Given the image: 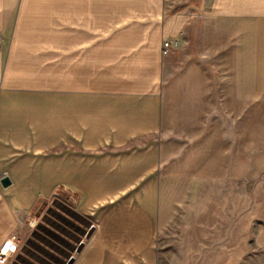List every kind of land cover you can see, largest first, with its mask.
Wrapping results in <instances>:
<instances>
[{"label":"crops","instance_id":"1","mask_svg":"<svg viewBox=\"0 0 264 264\" xmlns=\"http://www.w3.org/2000/svg\"><path fill=\"white\" fill-rule=\"evenodd\" d=\"M233 40L236 93L264 99V0H0V248L48 190L92 222L72 264H158L184 202L161 173L163 41Z\"/></svg>","mask_w":264,"mask_h":264},{"label":"rangeland","instance_id":"2","mask_svg":"<svg viewBox=\"0 0 264 264\" xmlns=\"http://www.w3.org/2000/svg\"><path fill=\"white\" fill-rule=\"evenodd\" d=\"M235 61L233 40L206 20L164 54L161 173L185 197L158 233V264H264V99L237 95ZM39 193L16 211L7 264H72L92 222L64 190Z\"/></svg>","mask_w":264,"mask_h":264},{"label":"built area","instance_id":"3","mask_svg":"<svg viewBox=\"0 0 264 264\" xmlns=\"http://www.w3.org/2000/svg\"><path fill=\"white\" fill-rule=\"evenodd\" d=\"M4 33L0 31V46L2 45V40ZM174 41L164 40L163 41V54H167L171 49ZM17 248L16 236L10 237L0 248V264H7L10 256L13 254Z\"/></svg>","mask_w":264,"mask_h":264},{"label":"water","instance_id":"4","mask_svg":"<svg viewBox=\"0 0 264 264\" xmlns=\"http://www.w3.org/2000/svg\"><path fill=\"white\" fill-rule=\"evenodd\" d=\"M1 183H2V185L4 186V187H6V186H8V185H10L11 184V180H10V178L9 177H2L1 178Z\"/></svg>","mask_w":264,"mask_h":264},{"label":"bare ground","instance_id":"5","mask_svg":"<svg viewBox=\"0 0 264 264\" xmlns=\"http://www.w3.org/2000/svg\"><path fill=\"white\" fill-rule=\"evenodd\" d=\"M5 243V242H4Z\"/></svg>","mask_w":264,"mask_h":264}]
</instances>
